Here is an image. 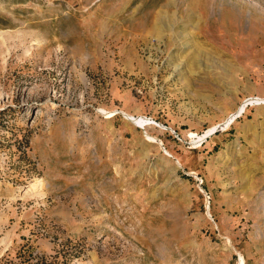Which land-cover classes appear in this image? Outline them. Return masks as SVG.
<instances>
[{
  "label": "rangeland",
  "instance_id": "obj_1",
  "mask_svg": "<svg viewBox=\"0 0 264 264\" xmlns=\"http://www.w3.org/2000/svg\"><path fill=\"white\" fill-rule=\"evenodd\" d=\"M0 264H264V0H0Z\"/></svg>",
  "mask_w": 264,
  "mask_h": 264
},
{
  "label": "bare ground",
  "instance_id": "obj_2",
  "mask_svg": "<svg viewBox=\"0 0 264 264\" xmlns=\"http://www.w3.org/2000/svg\"><path fill=\"white\" fill-rule=\"evenodd\" d=\"M223 165H224L223 167L226 168V163H224ZM27 194H28V193H27Z\"/></svg>",
  "mask_w": 264,
  "mask_h": 264
},
{
  "label": "built area",
  "instance_id": "obj_3",
  "mask_svg": "<svg viewBox=\"0 0 264 264\" xmlns=\"http://www.w3.org/2000/svg\"><path fill=\"white\" fill-rule=\"evenodd\" d=\"M202 182V179H199V183H201ZM207 196H209V195H207Z\"/></svg>",
  "mask_w": 264,
  "mask_h": 264
}]
</instances>
